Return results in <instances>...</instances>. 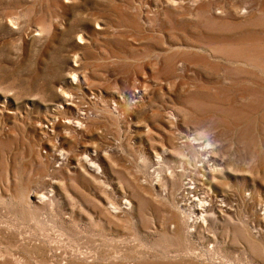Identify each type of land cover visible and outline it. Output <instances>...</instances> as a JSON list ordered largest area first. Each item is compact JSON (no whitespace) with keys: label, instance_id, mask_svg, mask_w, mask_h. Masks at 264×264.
<instances>
[{"label":"rangeland","instance_id":"1","mask_svg":"<svg viewBox=\"0 0 264 264\" xmlns=\"http://www.w3.org/2000/svg\"><path fill=\"white\" fill-rule=\"evenodd\" d=\"M0 264H264V0H0Z\"/></svg>","mask_w":264,"mask_h":264},{"label":"bare ground","instance_id":"2","mask_svg":"<svg viewBox=\"0 0 264 264\" xmlns=\"http://www.w3.org/2000/svg\"><path fill=\"white\" fill-rule=\"evenodd\" d=\"M74 79H75V77H74ZM77 115H78V113H77ZM70 123L73 124V126H74L75 128H77V127L79 128V125H80L79 121H71ZM70 123H69V124H70ZM70 126H71V125H70ZM71 127H72V126H71ZM85 159H86V158H85ZM87 161H88V160H87ZM85 163H86V162H85ZM89 165H90V166H94V163H93L92 161H90V162H89ZM37 198H38V199H41V198H43V196H42V195H38ZM125 202H126V201H125Z\"/></svg>","mask_w":264,"mask_h":264}]
</instances>
